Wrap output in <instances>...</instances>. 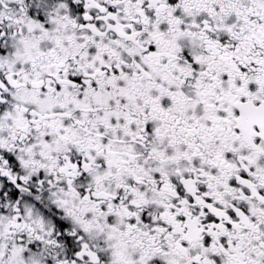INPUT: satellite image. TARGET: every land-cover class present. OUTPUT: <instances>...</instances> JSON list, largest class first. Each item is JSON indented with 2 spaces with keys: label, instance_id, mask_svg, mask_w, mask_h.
Instances as JSON below:
<instances>
[{
  "label": "snow or ice",
  "instance_id": "snow-or-ice-1",
  "mask_svg": "<svg viewBox=\"0 0 264 264\" xmlns=\"http://www.w3.org/2000/svg\"><path fill=\"white\" fill-rule=\"evenodd\" d=\"M0 264H264V0H0Z\"/></svg>",
  "mask_w": 264,
  "mask_h": 264
}]
</instances>
